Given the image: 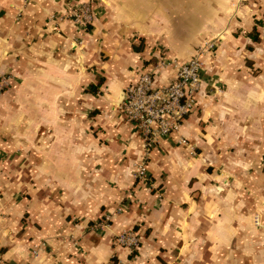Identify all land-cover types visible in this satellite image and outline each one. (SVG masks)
<instances>
[{
  "label": "crops",
  "instance_id": "obj_1",
  "mask_svg": "<svg viewBox=\"0 0 264 264\" xmlns=\"http://www.w3.org/2000/svg\"><path fill=\"white\" fill-rule=\"evenodd\" d=\"M210 39L194 109L135 178L124 89ZM0 76V264H264V0H0Z\"/></svg>",
  "mask_w": 264,
  "mask_h": 264
},
{
  "label": "built area",
  "instance_id": "obj_2",
  "mask_svg": "<svg viewBox=\"0 0 264 264\" xmlns=\"http://www.w3.org/2000/svg\"><path fill=\"white\" fill-rule=\"evenodd\" d=\"M72 16L83 26L92 24L94 18L90 2L75 7ZM215 48L216 41L210 39L199 45L193 55L184 62L159 58L140 71L136 81L124 89V98L119 105V111L127 121L135 123L142 141L143 156L135 165V178L149 181L146 168L149 151L177 131L183 120L194 109L196 92L201 86L202 75L207 65V56ZM168 65L174 66V76L164 84H156L157 74ZM7 78L0 76V91L6 86ZM109 216L106 215V219ZM102 224L96 222L95 226ZM139 240V236L132 228L121 231L114 238L117 245L131 249L139 245Z\"/></svg>",
  "mask_w": 264,
  "mask_h": 264
},
{
  "label": "trees",
  "instance_id": "obj_3",
  "mask_svg": "<svg viewBox=\"0 0 264 264\" xmlns=\"http://www.w3.org/2000/svg\"><path fill=\"white\" fill-rule=\"evenodd\" d=\"M100 83V82H99ZM99 83H98V85H99ZM96 89H97V86H95V85H91V91H96Z\"/></svg>",
  "mask_w": 264,
  "mask_h": 264
}]
</instances>
